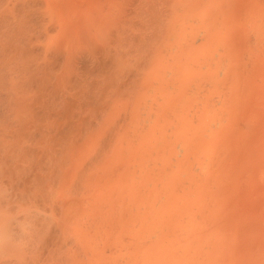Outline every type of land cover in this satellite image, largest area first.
Returning <instances> with one entry per match:
<instances>
[{
  "label": "bare ground",
  "instance_id": "6f19581e",
  "mask_svg": "<svg viewBox=\"0 0 264 264\" xmlns=\"http://www.w3.org/2000/svg\"><path fill=\"white\" fill-rule=\"evenodd\" d=\"M263 21L264 0H0V264H152L153 262H150L152 260L147 262L149 256H153L154 253L157 254L158 252L157 255H163L165 251H160L165 248L163 247L165 243L162 244L161 242L165 238L156 239L155 242V238H158L159 235L151 230L150 232H153L151 234L155 235H150L153 237L152 240L148 239L146 233H148L147 229L150 228H147L149 226L147 223H153L154 216L159 213V209L162 208L160 206L163 203L166 205H162L165 210L171 203H174L172 207L180 204V207H175L177 210L174 209V213H177L179 210L185 211V206L182 207L181 204L186 205L187 200H182L183 198L187 197L186 199H189L188 196H194L193 199H200L204 202L201 198L205 195H207L205 198L210 196V194L208 195L209 192L203 193L205 195L199 194L200 198H197L198 195L195 196L194 193H192L193 196L189 195L195 187L197 189L201 188L198 185L194 186L195 184H192L194 187L189 186V189L187 187L186 189L184 187L186 184L183 182L185 184L182 183L185 189L183 191L179 189L177 191V187L181 188V183H177L180 186L174 187L176 185L175 180L181 182L184 176H190L191 180V177L198 174L197 171H201L198 174L201 176H199L200 179H203L202 175L203 177L206 176L202 171L204 170L202 167L201 170L196 168L199 166V164L197 165L198 161H194V167L192 166L193 169L190 170L195 171L194 176H191L193 172H191V175H187V173L183 175L185 174L183 171H181V173L183 172L182 175H179L180 172L177 170L183 169L185 171L187 167H190L191 164H188V161L194 158L192 156L189 158L188 155H192L190 151L194 147V141L197 140L195 130L198 127L200 128L202 122H204L202 121L203 118L207 121L211 120L213 117L207 119L205 116L208 114L216 116L218 112L225 114L223 115L225 117H230L228 111L225 112L228 109L227 107H230L226 104L225 99L228 96H225L227 95L225 89L229 87L228 92L231 87L229 85L232 84L230 83L225 87L226 83H228V80H235V77H239L240 67L243 69L246 66L242 65V53L245 52L246 54V50L244 52L242 50H244L246 44L247 47L251 44L253 46L252 49H254L255 55H253V52L252 55L255 59L250 60L253 65L257 64H254L253 61L262 59L259 56L264 53L260 49L264 47V42L260 41L259 34L260 31L264 33ZM248 51L250 54L251 50L248 49ZM243 56L247 58V55ZM246 61L244 60V62ZM256 67L259 66H251V70L254 68L263 71L260 67ZM253 72H257L256 74L259 75L258 71ZM243 73H246L245 70ZM259 76L261 77L259 78L254 74L253 76H245L246 78L244 76L240 77L245 78V80H250L249 77H252V87L257 89L256 85L258 86L261 80L255 85L253 77H257V79L264 78V74ZM245 80H241V82H244V85L246 83L247 88L243 86L245 89L242 87L243 89L240 88L242 90H239L244 97L249 94L250 88H252L249 85L251 82L247 83ZM232 83H237V81L235 80ZM247 89L248 93H245ZM255 91L257 93V90ZM250 95H248V99H250ZM244 97L241 96L237 99L241 100L243 98L241 101L232 100L231 104L233 101L243 102L247 100L243 103V108L239 109L248 108L253 101L252 99L249 101L248 99L244 100L247 96ZM261 97H263V93ZM257 98H255L256 101ZM240 105L242 104L240 103ZM253 106L257 107V105ZM232 109L234 108L230 110L232 111ZM254 109L256 110V108ZM257 109L261 108L257 107ZM243 111L238 113L234 111L233 114L241 115L245 112ZM249 112L245 114L247 117L245 115H242V117H245V119L251 117ZM255 114L253 115L255 116ZM223 116L213 118L220 121L215 123L224 124L225 117ZM261 116L264 117V115ZM218 117L222 120H218ZM232 117L228 118L230 119L229 123L243 120L242 117L240 119L239 116L235 115L233 119L237 117L239 119L231 121ZM258 118L260 117L254 118L252 122H255V119L258 122ZM212 122L213 125L210 122L207 124L211 128L215 125L217 127L223 126L220 124L214 125V121ZM256 122L251 124L252 127H249L251 130L243 134L256 135V133L253 135L250 132L253 131L252 128L256 126ZM225 124L228 125L227 122ZM229 125L227 128L233 132L237 131L235 124ZM242 125L245 124L242 122ZM230 127L234 128L231 129ZM240 127H238L239 131L243 132L246 129L242 128L241 130ZM211 130L213 132V129ZM205 131L218 138L215 133H211L210 129ZM227 133L235 135L231 131ZM227 133H218L219 138H223L224 142L235 139L236 144L234 142L224 144L225 146L222 148L224 153V150H226L224 147L228 144L231 147L227 148L231 150L228 155H236V153L250 150L247 149L249 146L245 150L243 145L246 144L240 142L242 140V143H247L245 140L248 136L242 134L243 137L236 140L241 135L237 133L238 137L224 138L223 136L227 137ZM199 134L202 136V133ZM257 135L260 134L257 132ZM210 137L211 135L207 138ZM202 139H200V146L196 145L195 147L201 148L200 151H204L202 147H206V151L212 149L214 152L207 153H211L213 156L208 157L209 154H206L211 160L212 157H216L215 154L222 142L219 144V140H216L219 144L218 148H211L204 145H206V142L209 144L213 140L207 141L205 139V143H203ZM216 141H213L215 142L213 145L216 144L215 146H217ZM231 144L240 147L239 151L237 152L238 149L235 147V150L232 149ZM256 144L257 142H255V146H257ZM241 149L244 150L240 151ZM215 150L217 151L215 152ZM192 151L191 153L195 154ZM234 151L236 153H232ZM223 152H217L219 153L218 156L222 155ZM261 153L264 152L261 151ZM200 154L201 152L198 155L195 154L197 155L195 159H199ZM253 154L257 155L256 152ZM239 155L241 156L240 159L243 158L242 156L248 158L251 156L248 155V152L246 155ZM262 156L264 157V154ZM223 157L222 160L224 161L222 162L216 160L219 162V165L216 164L218 169H215L216 167L208 162L209 160L206 157H204L206 162L203 160L202 164L208 162L206 166H209L210 163L211 168L213 166L215 169L211 171V174L218 176V172H213L224 170L222 169L225 166L224 164L230 162L233 163V166H230L232 173L228 172L229 168L225 166L228 173L226 170L224 173L220 172L219 175L222 178L213 175L205 179L206 183L214 182L211 179L214 178L215 180L214 176H216L215 182L220 184L221 182L217 180L218 178L223 180L224 175L222 174L225 173V181L230 183V180H233L236 174L237 177L240 174V176L243 175L240 184H246L240 187L241 185L236 183L239 185L236 188L245 197H249L250 192L255 194V191L251 190L250 192L246 191L249 193L246 195L243 190H248V186H250L247 182L249 181L248 175L252 173L247 174L246 170L254 169L256 165L252 166L254 168L247 167L249 169H245L244 172L241 169L238 170L240 172L233 173L235 170L232 167H238L237 161H235L237 156H230L228 159ZM252 157L254 158V155ZM201 158L203 157L201 156ZM229 159L235 160H232L233 162L231 160L227 161ZM246 160L245 162L248 163ZM252 161L259 163L254 159ZM253 162L251 165L255 164ZM189 163H193V161ZM257 168L260 170L261 166ZM261 170L264 171L263 168ZM177 173L182 177L176 179ZM258 173L262 174L263 172ZM228 174H231V179L227 177ZM244 177L247 179H243ZM197 178L194 180H197ZM226 178L229 179L226 180ZM231 182L234 184V181ZM256 182H253V185ZM219 184L217 186L212 183L213 186H210V191L213 194L212 191L217 189L215 190L217 192L213 195L216 196L213 203L216 204L217 211L223 213L224 210L228 211V208L232 210L227 201L230 202L229 200L237 194L238 197L236 196L235 199L240 198V193L235 187L234 190H231L232 185L227 187L229 184H225L226 186H221L224 183ZM187 185H190V183ZM202 185L206 184L203 183ZM245 185L247 189L243 188ZM219 186L223 187L224 193H222V189L219 190ZM191 187L192 189H190ZM207 189L202 187L201 190L207 192ZM187 190L189 193L184 192ZM180 191L187 194H181ZM173 192L179 194L176 195ZM196 192L202 193L198 190ZM228 192H232V194L235 192L236 194H233L230 198ZM260 192L263 193L264 191ZM181 195L184 196L180 197ZM201 195L203 196L201 197ZM171 197L176 202L171 201ZM211 198H213L212 195L210 199H207L209 203L204 202L203 204L206 206L210 204L208 207L215 205H211L210 201H213ZM258 198L259 202L264 199V197L262 199L261 197ZM179 199L182 202L177 203ZM243 199H246L245 202L249 200L244 197ZM243 199H241L242 201L238 200L237 203L242 204ZM250 200L249 202L252 203V199ZM256 200L258 199H254V201ZM199 202H197V205L200 204L198 206L200 210L207 209L205 205H203L205 206L203 208ZM188 203L192 205L191 202ZM193 203L195 202L193 201ZM237 203H232V206L234 208L239 206L237 210L240 211L247 210L245 207L250 204L245 203L246 205L239 209L244 204L236 205ZM263 203L262 205H264ZM259 204L261 205V203ZM196 207H192V209ZM255 207L256 205L253 208ZM198 208L194 212H200ZM261 208L264 209V206L259 209ZM161 210H164V208ZM208 210L211 211L212 209L209 208ZM253 210L255 209L247 210L248 212L244 213L249 216V212ZM172 211H167V213ZM240 211H229L231 215L224 212L229 218L226 215L222 216L220 213V219L223 217L225 220L226 217L233 220L234 218L235 223H237L240 222L239 218L242 217L241 219L244 218L246 222L242 221L245 224L241 225L246 228L245 226L248 225L249 227V223L255 219L251 215L255 211L259 213L260 210L257 209L252 212L249 216V219L252 218L251 222L246 220L248 217H243L244 213ZM206 212H202V214L207 217L209 212ZM238 212L243 215H237ZM260 213L257 214L256 221L253 222V225H255L259 220L255 225L258 230H260V224L264 225V222H262L264 214L260 216ZM161 214L163 213L159 215ZM165 215L163 214V216ZM168 215L165 216L168 219L163 218L162 215L160 216L161 219H165L166 223L164 224L177 221L176 218L174 220L169 219L171 217ZM172 215V218H174L175 215ZM181 215L186 216L181 212L180 215H176L178 220ZM190 215L193 220L194 214ZM235 215H237V218L233 217ZM215 219L219 220L217 217ZM196 220L198 221V219ZM205 222L212 223L210 220ZM225 222L229 221H223V223ZM184 223L182 222V224ZM231 223L233 222L230 221L229 224ZM191 224V222L190 224L185 223L187 227L191 226V228L185 227L186 230L190 231L193 228L192 233L199 231L195 230L198 223L195 227H192ZM202 224L204 223L201 222ZM217 224L216 228H218ZM210 225L213 226V223ZM221 225V223L218 224V226ZM225 225H223L224 228L227 227ZM233 225L239 226V224ZM153 226L155 227V225ZM204 226L206 225H203V228ZM157 227H160V225ZM171 227L169 226L167 230H172ZM228 227L232 226L229 225ZM248 227L247 229L252 231L251 227ZM180 228L178 227V229ZM203 228L200 230L206 229ZM224 228L219 227L217 230L210 231L206 229L205 231H213L208 237L213 236L216 239L214 243L220 241V244L223 238L225 239V233L222 231ZM158 229L153 230H156L157 233L163 232ZM247 229H244L245 234H243V231L236 230L241 235L237 234L236 236H239L237 238L238 242L245 240L250 242L251 240L247 238L254 235L257 236V240L252 238L254 240L250 244L264 241V233L262 236L256 234V232H253V234L250 232V235L247 236ZM257 229L253 228L254 231H257ZM164 230L168 232L166 229ZM173 231L176 233L185 232V230ZM261 231L264 230H260L259 233ZM230 232L228 233L230 234ZM186 233L184 240L179 239L183 240L185 244L181 249L176 248L177 253L176 251L174 253L177 256L181 254L189 256L194 252L199 253L196 252L195 245L199 243L196 236L200 234L194 236L192 233L191 235H188L189 232ZM168 234L169 232L165 234L168 237L163 242L169 240L167 239L169 237L176 238L175 241L182 237V233L178 237L174 233H170V236ZM202 234L204 235V231ZM229 234H227V237ZM162 235L161 233L160 237L164 236ZM242 236H247V238L241 240ZM261 236L262 238H260ZM204 237V240L209 239ZM153 241L157 245L151 244ZM229 241H232V239ZM159 242L163 245L162 247H158L160 246L158 245ZM202 242H204L203 245L206 242L208 243V241ZM232 242L236 244L235 241ZM173 243V246L172 243L165 245H171L172 248L177 243V246L183 244L180 242ZM211 243L208 244L211 245ZM241 243H238L240 244L239 247L242 246ZM246 243L245 241L242 244L247 245V248L256 246L255 244L251 246ZM149 244L152 246L151 249H148L151 247ZM222 244L228 245V242ZM238 244L228 245L227 247L219 246L221 247L220 250L218 248H213V250L210 248V250L213 253L214 250L218 249L219 252L217 250L218 253L216 254L221 257H238L246 253L245 257H239L240 259L236 257V261L241 260L243 263H248L249 260L253 263L255 260L253 257H251L252 260H246L247 262H245V258L248 256L247 254H252L254 248L249 249L250 252L245 249L248 253L242 252L240 251L242 248L237 247ZM262 245L264 247V244ZM155 247L160 248V251L155 252L157 250ZM212 247H215V245H212ZM235 247L239 249V252ZM257 247L258 249L255 251H264L261 246ZM205 248H208V246L203 249ZM152 249H155L154 252ZM210 250L208 249V252ZM204 253L206 254L207 250ZM209 253L211 254V252ZM255 254L256 252L253 253V256ZM174 255L170 253L165 258L166 260H163L164 264H166L165 261H170V259H167L169 256L174 257ZM186 256L182 258H186ZM201 256H203V253ZM219 256L214 257V259ZM195 257L198 256L195 255ZM157 258L162 260L161 256H154L150 259L155 261ZM176 258L173 261L177 260ZM247 258H250V256ZM158 259L153 264H157ZM197 259L201 262L204 258L202 260ZM214 259L212 258V261H215ZM218 260H221V258ZM173 261L171 262L173 263ZM185 261L190 260L187 258V260H183V262ZM225 261L228 263L227 259ZM258 262H255V264H259Z\"/></svg>",
  "mask_w": 264,
  "mask_h": 264
},
{
  "label": "rangeland",
  "instance_id": "374dc122",
  "mask_svg": "<svg viewBox=\"0 0 264 264\" xmlns=\"http://www.w3.org/2000/svg\"><path fill=\"white\" fill-rule=\"evenodd\" d=\"M263 22H264V21H263ZM263 30H264V27H263ZM257 36H258V35H257ZM259 38H260V41H262V43H263V42H264V39H262V38H264V33L261 32V31H260V34H259ZM262 43H261V44H262ZM244 45H245V44H244ZM248 45H249V44H248ZM249 46H250V47H249ZM249 46L247 47V44H246L245 47H244V50H242V52H244V51L246 50V54H245V52L242 53L243 62H244V60H247L246 62H248L247 64H244V63H246V62H244V63L242 62V65H246V66H247V65H248V66L251 65L252 67H253V66H259L261 69H263V71H261L260 69L256 70V69H254V68H253V70H251V66H250V67L247 66L248 68H247L246 66H244L243 69L240 67V69H239V74H238L239 77H235V80L237 81V83H232V82H234L235 80H230V81L228 80V81H227L228 83H226V86H225V87H227L230 83H231L232 85H229V86H231V87H230V90H229L228 92H227V89H229V87H227V88L225 89V90H226V91H225V92H226L225 94H227V95H225V96H228L227 99L230 101V102H229L227 99H225V100H226V104L230 105V107H227L228 109H226L225 112L228 111V116H230V117H232V115H234L233 117H235V115H236V116H239V118H240V117H242V115L244 116L245 114H248V112L250 111V112H249V115H251L252 118H251V117H248V118H246V119H247V120H246L245 117H247V116L245 115L244 118L242 117L243 120L236 121V123H233L232 120H238L239 118L237 117V118L233 119V117H232V118H231V121H232V122L229 123V122H230V119H228V118H230V117H225V116H223V115H225V114H221V112H218V113H217V112L215 111L218 115H216L215 113L212 112V113L215 114L216 116H223V117H225V119H224V120H225L224 124H220V123H215V122H220V121H216L217 119H213V118H217L216 116H210V114H208L207 116H205L207 119H209V118H211V117H213V118H211V120H208V121H207L206 119L203 118L202 121H204V122H202V125L200 126V128L198 127L199 129L197 128V129L195 130V133H196L195 136H197V137H196L197 140L194 141V147L192 148V150L195 152V154L198 155V154L201 152V154L203 153V155L200 154V155L198 156V157H200V158H199V159H195L197 155L191 153V151H192V150H191V151H190V154H192V155H188V156H189V158H191V156H192V157L195 159V160H194V159H189V161H188V164H191V165H189L190 167H187V168H188V169L191 168V169L188 170V169L186 168V169H185L186 172H185L183 169H181V170H177V171L180 172L179 175H182L183 172L185 173V174H183V175H186V173H187V175H188V174L191 175V172H193V174H192L191 176H194V174H195L194 172H195V171H190V170L193 169L192 166L194 167V165H193V164L195 163L194 161H198L197 165L199 164V166L196 167V168H200L199 170H201V169L203 168L204 170H202V171L205 173L204 175H206V176H204V177H205V178H204L203 175H202V178H203L204 180H203V179H200L201 176L198 175V174H200L199 172H201V171H197V169H196V171H197L196 173H198V174H197L198 176L196 175L195 177H191V180H192V181L190 180V176H188V177H185V176H184V177L182 178L183 180L181 179V180H182L181 182H179L180 180H178V181L175 180V182H176L175 184H176V185H174V187H175V186H180V185H181V186H180L181 188L177 187V191H179V190L183 191V190H185L184 187H185V188H186V187L188 188L189 186H192V184H195L194 186L198 185V186L201 187V188H198V189H197V188L195 187L196 190H195V189H193V190H195V191L191 190V191H190L191 194H189V195H192V196H193L192 193H194L195 196L198 195L197 198H200V197H199V194H203V193L206 194V193L209 192L208 195L210 194V196H209L208 198H205V196H207V195L203 194V195H205V196L201 195V197L203 196L201 199H203L204 202H208L207 199H210V197H211V195H212L213 198H211V199H212L213 201H210V202H211V205H212V204H215V203H213V202H215V200H216L215 197H216V196H213V195L215 194V192H217V191H215V190H217V189H215V187H213V189H215V190L212 191V192H213V194H212L211 191H210V190H211L210 186H213L214 183H215V185L218 186L219 183H218V182H215L216 179H217V178H216L217 175H216V174H211V171H213V170H215V169H218V166H216V164L219 165V162H220V161H221V162L224 161V160H222V157H223V156H224V157H223L224 159H225V157H227V159H228V157L230 158V156H237V158H235L236 160H235V159H234V160L237 161V164H238L237 166H238V167H237V168L232 167V168L235 170L233 173H235V172L238 173V172H240V171H238V170H241V169H242V171L244 172L245 169H249V168H247V167H252V166H255V165H256V166H255L256 169H255L254 167H252V168H254V169H251V168H250L249 171L246 170L247 174H248L249 172H252V173H254V174L250 173V175H248V176H249V179H248L249 181H247V182H248V184L250 185V186H248V187H249V188H248L249 191H248V190H243V191H245L246 195H248L249 193H247V192H250V191L252 190V191H255V194H259L260 196H259V195H255L254 192H250L251 195H249V197H245V195H243L242 193H240V191L236 188V187H238L239 185H237L236 183H239V184H240V180H242L241 178L243 177V175L240 176V174H238V177H237V174H236L235 176H234V174H232V176H234V177H233V180H230V183H226V181H225V176H226L225 174H226V173H225V174H222V175H224V176H223L224 179L222 180V179H221V178H222L221 175H219L220 172H221V173H224L225 170H226V172H227V169H226V168H229L228 172L230 171V173H232V171H231L232 169H230V166H233V163L228 162V163H229V164H228V163L226 162V164H224V165L226 166V168H225V166L222 168V169H224V170H222V171H220V172H219V171H214L213 173L218 172V173H217L218 176L221 177V178H218V180H217V181L221 182L219 185H221L222 183H224V185H221V186H226L225 184H229L227 187H231L230 185H232L233 187H232L231 190H234V187H235V189L238 190V193H240V194H239V197H240L241 199H243V197L249 199V200H247V202L244 201V200H246V199H243L244 202H243L242 204H244V205H242L241 203H237L238 200L242 201L240 198L235 199V197H236L238 194L235 195V196L233 197L234 200H233V199H230V198L232 197L233 194H236V193H235L236 190H235V192H233V194H232V192H231V193L228 192V193H229V194H228V195H229L228 197H230V198H229V199H230V200H229L230 202L227 201V204H230V205H228V206H230L232 210H230V208H228L229 210H228V211H227V210H224L223 213H222L221 211H220V212L217 211L218 209H217L216 204H215V205H212L211 207H208V206H210V204H207L208 206H206L205 204H203L204 202H202L200 199H199V200H196L195 198L193 199L194 196L191 197V196H188V195H187V196H188L189 199L191 198V199H190L191 201H190L189 199H186L187 197H185V198L182 199V200L185 199V201L187 200V201H186V205H188V206H192V207H196V206H197L196 208H198V206H199L200 204L197 205V202L200 201L199 203L202 204L201 206L205 205L206 207L203 206V208L205 207V208H207V209H205V210H204V209L200 210V209L198 208V209L200 210V212H198V211L194 212L195 210H197L196 208H195V209H192V207H188V206L186 207V205H184V204L182 203L181 206H182V207L185 206V208H184L185 211H181V210L178 209L179 212L174 213V209L177 210L175 207L179 206L180 204H177L176 206L172 207L174 203H171L172 205L170 204L169 207H167L166 210H165V207L162 206V205L166 206L165 203L161 204L160 207L164 208V210H161L162 208L159 209V213H158L156 216H154L155 219L153 220V223H151V222H150V223H149V222L147 223V224L149 225V226H147V228H150L149 230L147 229L148 233H146L148 239H151V240H152V239H153L152 236H154L155 234H158L159 237H158V238H155V242H156V239H159V238H160V239H162V238H165V239H166V237H168V236L165 235V234H167L168 232H169V234H168L169 236H170V233L177 234V236L175 235L176 237H178L179 234L181 235V233H182V235H181L182 237H179L176 241H175L176 238L173 239L174 237L172 236L173 238H170V237L167 238V239H169V240H167L166 242H163V241H165V239H164L161 243H162V244H164V243H165V244H170V243H172V246H173V244H174L173 242H180V243H183V244H181V245L179 244V246H177V245H178V243H177L174 247L171 248V247H170L171 245H165V244H164V246H163V245H161V243L159 242L158 245H160V246H158V247H162V246H163V247H165V248H162V249H161L162 251H160V250H159L160 248L157 249V248L155 247V248L157 249L155 252H158V251L163 252V251H165L166 253L168 252V255H169L170 253H173V255L175 254L174 257L169 256V258H167L168 260L170 259V261H169V262L165 261L166 264H171V263H172L171 261H173V259L176 258V257H177V258H176L177 260L173 261L172 264H186L185 262L188 263V262H190V261H193V262H190V263H188V264H191V263H192V264H193V263H195V264H201V263H202V264H218V262H219V264H234V263L239 264V262H241L242 264H249V263H250V264H255V262L257 263V262L260 261V260H261V261H260L261 264L264 263V254H261V253H260V252L264 253V251H260V250L255 251L256 249H258L257 246H261V248H264L263 245H262V244H264V241H261V242H258V241H257V243L254 242V243H252V244H255L256 246H253V245L250 244V243L252 242V240H254V239H252V238H256V240H257V236L254 235V236H252V237H250V238H247V236L250 235V232H251V234H253V232H256V234H259V235H262V234L264 233V231H263V232L261 231V233H259L260 230H264V229H263V228H264V225L260 224V225H261L260 228H259L260 230L257 229L258 227L255 228V225H257L256 223H257L259 220H257V222L255 223V225H253V224H254L253 222L256 221V219H257V218H256L257 214H259V213L262 212V211L264 212V209H263V208L259 209L261 206H264V205H262V203L264 202V199H262V198L264 197V195H263L264 192H263V193L260 192V191H262V190L264 191V189H262V188H264V171L261 170L262 168L264 169V165H262V164L264 163V157L262 156L264 153H261V151L264 152V148L262 149V147L264 146V141H262V140H264V139H262V138H264V132H263V130H264V129H263V127H264V120H262V119H264V117L261 116V115H264V110H263V109H264V106H263V105H264V102H263V101H264V82L262 83V80H263L264 78H263V79H262V78H261V79H257V77H259V78L261 77V76H259V75H263V74H264V73H263V72H264V67H263V66H264V62H263L264 60H262V59H264V53H262L263 55H260V56H259V58L261 57L262 59H260V60H258V61L256 60L257 62H256V61H253L254 64H255V63H257V64L259 63L260 65H259V64H258V65H257V64L253 65L252 61H250V60H251V59H255V57L253 58V55H255V52H254V49H252V48H253L252 44L249 45ZM261 46H263V45H261ZM246 47H247V48H246ZM248 49L251 50V51H250V52H251L250 54L248 53V52H249ZM260 49H261V52H264V51H263V50H264V47H262V48H260ZM252 52L254 53L253 55H252ZM247 53H248V54H247ZM243 55H247V58H249V59H247L246 56L244 57ZM250 55H252V56H250ZM244 58H245V59H244ZM257 59H258V58H257ZM250 62H251L252 64H251ZM249 63H250V64H249ZM261 63H263V64H261ZM261 65H263V66H261ZM259 67H256V68H259ZM249 68H250V69H249ZM248 69H249V70H248ZM241 70H242V71H241ZM244 70H245V72L248 73V74L243 73ZM247 70H248V71H247ZM250 70H251V71H250ZM240 71H241V72H240ZM253 71H258L259 75L256 74L257 72H253ZM260 72H261L262 74H261ZM254 74L257 76V77H253V78L255 79V81H256V82L254 81V84H255V83H258V81L261 80V82L258 83V86L255 84L256 87H258L257 89H256L255 87H252V85H253V84H252L253 80L251 79L252 77H249L250 80H245V78H246L245 76H250V75L253 76ZM240 76H241V77L244 76L245 78L243 79V78H241ZM263 77H264V76H263ZM247 78H248V77H247ZM238 80H239L240 82H239ZM241 80H243V81L245 80V81H247V83H248L249 81L251 82V83H249V85H250L252 88H250L251 90H250V89H249V90H250V92L253 91L252 93H254V94H252V93H250V92H249V94H251V95H250L251 97L254 96L253 98L250 97V99H248V95H249V94H248V95H245V97L247 96L246 98L244 97L243 94L241 95V92H240L239 90H242V89H243L244 87H246V85H247L246 83H245V85H244V82H241ZM240 83H241V84H240ZM235 84H239L240 87H238L239 85H236V86H235ZM262 84H263V85H262ZM243 86H244V87H243ZM259 86H261V87H263V88H260ZM236 87H237V88H236ZM242 87H243V88H242ZM240 88H242V89H240ZM246 88H247V87H246ZM244 89H245V88H244ZM254 89L257 90V93H256V91H255ZM258 89H259V90H258ZM261 89H262V90H261ZM232 90H234L235 92H240V93H235V92H233ZM260 90H261V91H260ZM246 91H247V92H245V93H248V89H247ZM232 92H233V93H232ZM229 93H232V94H229ZM255 93H256V94H255ZM262 93H263V97H261V96H262ZM228 94H229V95H228ZM234 94H236L237 96H235ZM238 94H240V95L238 96ZM257 94H259V95H257ZM260 94H261V95H260ZM241 96L245 98L244 100L248 99V101H249V100L252 99V101H253V102L250 101V102H252V104H249V105H251V106H249L248 108L246 107V108L243 109L245 112H244L243 110L239 109V108H243V107H242V106H243V103H245L247 100H246V101H243V102H237V101H241V100H243V98H241V100H240V99L237 100V99H238L239 97H241ZM257 96L260 97V99H261L260 101H259V97L257 98ZM231 97H232V98H231ZM235 97H237V98H235ZM255 98H257V101H258V102L255 100ZM262 99H263V100H262ZM232 100H234V101L237 100V101H236V102L233 101V103L231 104V101H232ZM227 101H228V102H227ZM255 101H256V102H255ZM254 102H255V103H254ZM261 102H263V103L260 104ZM236 103H238V104H236ZM240 103H241L242 105H240ZM247 103H248V102H247ZM228 105H227V106H228ZM231 105H232V106H231ZM235 105H236V106L239 105V106L236 107ZM253 105H257V107H258V108H261V109H257V107H256V106H253ZM247 106H248V104H247ZM260 106H262V107H260ZM229 108H230V109H231V108H234V109L237 108V109H239V110H234V109H232V111H231ZM250 108H252V109H250ZM254 108H256V110H255ZM217 110H218V109H217ZM229 110L231 111V113H230ZM247 110H248V112H247ZM218 111H220V110H218ZM234 111L237 112V113H238L239 111H240V112L243 111L244 113H241V115H240V114H239V115H238V114H233ZM223 112H224V111H223ZM259 112H262V113H259ZM219 113H220V114H219ZM252 113H253V114L257 113V114H255V116H254ZM258 113H259V114H258ZM231 114H232V115H231ZM226 115H227V114H226ZM256 117H260V118H258V122H256L257 119H255L256 126L253 125V126H254V127L252 128L253 131H250V132H251V134H253V135H254V133H256V135H257V132H258V134H260V135H257V136H256V135H254V136H249V134H247V135H246V134H243V133H246V131L251 130L249 127H252L251 124H254V123H255V122H252V121H254L253 119L256 118ZM219 118H220V117H218V120H222V118H220V119H219ZM242 118H240V119H242ZM212 119H213V120H212ZM226 119H227V120H226ZM205 120H206L207 123L205 122ZM244 120H246V121H244ZM249 120H250L251 123L248 122ZM212 121H214V125H215V124H220V125H223V126H222V127H221V126L217 127V125H215V127L213 126V128H211V127L208 126L207 124H208L209 122H210V124L213 123ZM241 121L243 122V124H245L244 126L242 125V122H241ZM226 122H227L228 125L225 124ZM234 122H235V121H234ZM238 122H239V124L241 123V125L237 124ZM247 122H248V123H247ZM261 122H262V123H261ZM204 123H205V125H203ZM229 124H231V126H232V124H235V129H236V127H237V131H238V132L235 131V129H233V130L235 131V132H233L232 130H230L229 128H227V126H230ZM258 124H259V125H258ZM261 124H263V125H261ZM211 125H213V124H211ZM236 125H237V126H236ZM246 125H247V126H246ZM260 125H261V126H260ZM202 126L205 127V128L210 129L211 133H215V134L217 135L218 138H216L215 135L206 132L205 130H208V129H205V128H203ZM240 126H241V127H240ZM245 126H246V127H245ZM257 126H259L260 128L257 127ZM201 127H202L203 129H202ZM209 127H210V128H209ZM220 127H221V128H220ZM238 127H240L241 130H242V128H243V129L246 128V129H244L245 131L243 130V132H242V131H239V128H238ZM218 128H220V129H218ZM222 128H224V129H222ZM230 128H231V127H230ZM232 128H234V127H232ZM232 128H231V129H232ZM247 128H249V129H247ZM211 129H213V132H212ZM226 129H228V130H226ZM256 129H257V130H256ZM200 130H201V131H200ZM217 130H218V131H217ZM222 130H225V131L222 132ZM214 131H215V132H214ZM228 131H231V133H232V134H235V135H231V134H229L230 132L227 133ZM205 132H206V133H205ZM217 132H218V133H224V132H226V133H227V134H226L227 137H226V136H223V137H224V138H228V139L234 138V136H235V137H238L239 135L237 136V133H239V134H241V135H240V137H238L236 140H238V139H240L241 137H243L242 134H243L244 136H248V138H246L247 140H245L247 143H242V140H240V142H241V144H246V145H243V148H244L245 150H247V149H250V150L244 151L243 153L240 152L239 154H242V155L245 154V155H246L247 152H248V155H249V154L251 155V154H253V153L256 152L257 155H256V154H253V155H254V158L252 157L253 155H251L250 158H248L247 156H242L243 158L240 159L241 156H240L239 154H237V153L234 151V152H232V153H236V155H235V154H233V155L229 154V155H230V156H229L228 153H231V150H228L227 148H228V147L231 148L230 145L228 144V146L226 145V147H224V149H226V150H224L225 153L223 152L222 148H223V146H225L224 144H226V143H228V142H231V143L234 142V143L236 144L235 139H233V140L231 139V140L228 141V142H227V141L224 142V140H222L223 138H219V135H218ZM240 132H242V133H240ZM252 132H253V133H252ZM259 132H260V133H259ZM197 133H198V135H197ZM199 133H202V136H201V134H199ZM204 133H205V134H204ZM247 133H248V132H247ZM209 134L211 135V137H213V139H211V137H210V138H207V137L210 136ZM228 134H229V136H228ZM262 134H263V136H262ZM203 135H208V136L205 137V136H203ZM212 135H213V136H212ZM221 135H222V134H221ZM221 135H220V137H221ZM200 136H201V137H200ZM230 136H232V137H230ZM249 137H250V138H249ZM251 137H252V138H251ZM202 138H204V139H202ZM194 139H195V138H194ZM200 139L203 140V141H202L203 143H205V142H204L205 139H206L207 141H212V140H213V141H216V140L218 141V140H219V142H218L219 144H220V142H222V144H220L222 147L219 146V149H220V150H219V149H218V151L215 150V152H216V151H217V152H221V153L223 152V154H222L223 156H222L221 154H220V156H222V157L218 156L219 153L216 152V154H215V153H214V154H215V156H216L217 158H216V157H212L211 160H213V159H215V160H213V161L211 162L210 158H208V157H209L210 155L213 156V154H211V153H207V152H211L212 149H211V151H206V147H202V149H204V151L206 152V153H205L204 151H200V150H199V149H201V148L195 147L196 145H199V146H200V143H201V140H200ZM260 139H261V141H260ZM220 140H222V141H220ZM225 140H227V139H225ZM243 140H244V139H243ZM213 141H212V142H209V144L206 142V145H204V146L211 147V148H214V147L218 148V145H219V144L217 143V141H216L217 146H215L216 144L213 145V144L215 143V142H213ZM195 142H196V143H195ZM223 142H224V143H223ZM255 142H257V144H256L257 146H255ZM261 142H262L263 144H262ZM210 143H211V145H210ZM237 143H239V142H237ZM258 143L260 144L259 147H261V148L258 147V145H259ZM235 144H234V145H235ZM248 144H249V145H248ZM261 144H262V145H261ZM234 145L231 144L232 149L235 147L236 149H238V150H237V152H238L240 147H238V146L236 147V146H234ZM241 146H242V145H241ZM244 146H245V147H244ZM248 146H249V147H248ZM253 146H255V147H253ZM247 147H248V148H247ZM251 147H252V148H251ZM197 148H198V149H197ZM235 148H234V150H235ZM246 148H247V149H246ZM253 148H254V149H253ZM255 148H256V149H255ZM194 149H197V150L195 151ZM244 149H241L240 151H243ZM251 149H253L254 151L251 150ZM193 151H192V152H193ZM197 151H198V153H197ZM232 151H233V150H232ZM250 151H251V152H250ZM212 152H214V151H212ZM226 153H227V154H226ZM206 154H209L208 157H207ZM224 154H225V155H224ZM204 155H205V156H204ZM258 155H259V156H258ZM201 156H202L203 158H201ZM238 156H240V157H238ZM204 157H206V159L209 160L208 162L212 163V165H214V167H216V168L214 169L213 166H212V168H211L210 163H209V166H206V165L208 164V162H207L206 164H202L203 160L205 161ZM210 157H211V156H210ZM258 157H259V158H258ZM247 158H248V159H247ZM256 158H257V159H256ZM262 158H263V159H262ZM200 159H202V160L200 161ZM237 159H238V160H237ZM239 159H240V160H239ZM246 159H247V160H246ZM253 159L256 160V161H258L259 163H257V162H256V163L253 162V161H252ZM190 160H192L193 163H189V162H192V161H190ZM216 160H217V161L219 160V162H217ZM230 160L232 161L233 159H229V160H227V161H230ZM234 160H233V161H234ZM245 160H246L248 163H246ZM250 160H251V162H250ZM233 161H232V162H233ZM241 161H242V163H241ZM205 162H206V161H205ZM214 162H215V163H214ZM216 162H217V163H216ZM243 162L246 163V164H244ZM252 162L255 163V164L251 165ZM223 163H224V162H223ZM260 163H261V165H260ZM227 164H228V165H227ZM248 164H249V165H248ZM250 165H251V166H250ZM258 165H259V166H258ZM239 166H240V167H239ZM260 166H261V168H260L261 171L259 170V168H257V167H260ZM201 167H202V168H201ZM207 167H208V168H207ZM239 168H240V169H239ZM187 170H188V172H187ZM251 170H252V171H251ZM254 170H255V171H254ZM181 171H183V172L181 173ZM237 171H238V172H237ZM228 172H227V173H228ZM255 172H257V173H255ZM258 172H263V173L260 174V173H258ZM179 175H178V173H177L176 179L182 177V176H179ZM208 175H209V176H208ZM213 175H216V176H214V177H215V180H214V178L211 179V180H213L214 182L211 181V183H206L207 181H206L205 179H208V178H210V177L213 176ZM251 175H252V176H251ZM254 175H255V176H254ZM199 176H200V177H199ZM207 176H208V177H207ZM218 176H217V177H218ZM253 176H254V177H253ZM261 176H262V177H261ZM177 177H178V178H177ZM197 177H198V178H197ZM227 177L230 178V177H231V174H228ZM239 177H240V179H239ZM192 178H193V179H192ZM195 178H197V180H194ZM229 178H226V180H228ZM251 178H253V179H251ZM254 178H255V179H254ZM220 179H221V181H220ZM230 179H231V178H230ZM243 179H247V178L244 177ZM188 180H190V181H188ZM196 181H198V182H196ZM199 181H200V183H199ZM204 181H205V182H204ZM224 181H225V182H224ZM231 181H234V184H233ZM243 181H244V180H243ZM243 181H241V182L243 183ZM245 181H246V180H245ZM255 181H257V182L254 183V185H253V182H255ZM183 182H185V184H186V186H184V187L182 186V183H183ZM186 182L190 183V185H187L188 183H186ZM208 182H210V181H208ZM177 183H178V184L181 183V184L178 185ZM203 183L206 184V185H202ZM212 183H213V185H211ZM216 183H217V184H216ZM185 184L183 183V185H185ZM209 184H210V185H209ZM244 184H246V183H243V185H244ZM201 185H202V186H201ZM240 185H241L240 187L243 186L242 184H240ZM251 185H252V186H251ZM194 186H192V187H194ZM207 186H208V187H207ZM217 186H216V187H217ZM192 187H191L190 189H192ZM202 187H205V189L208 188L209 190L207 189V192H206V191H202V190H201ZM219 187H220V186H219ZM227 187H226V188H227ZM250 187H253V188L250 189ZM258 187H259V188H258ZM260 187H261V188H260ZM187 188H186V189H187ZM217 188H218V187H217ZM222 188H223V187H220L219 190H221ZM243 188L247 189L246 185H245ZM254 188H255V189H254ZM175 189H176V188H175ZM178 189H179V190H178ZM188 189H189V188H188ZM240 189H241V188H240ZM261 189H262V190H261ZM197 190H198V191H201L202 193H198V192H196ZM231 190H230V191H231ZM257 190H260V191L257 192ZM181 191H180V193H181ZM221 191H222V193H224V192H223V189H222ZM224 191L227 192L226 190H224ZM243 191H241V192H243ZM246 191H247V192H246ZM184 192L189 193L188 190H187V191H184ZM182 193H183V192H182ZM182 193H181V194H182ZM187 193H183V194H187ZM195 193H196V194H195ZM218 193H219V192H218ZM218 193H216V194H218ZM243 193H244V192H243ZM261 193H262V195H261ZM173 194H176V195H177V194H179V193H178V192H177V193H176V192H173ZM252 194H253V195H252ZM240 195H241L242 197H241ZM178 196H179V195H178ZM182 196H184V195H181L180 197H182ZM251 196H252V198H251ZM255 196H256V197H255ZM172 197H173V196H172ZM172 197H171V199H172L171 201L176 202V200L174 201V200H173L174 198H172ZM175 197H176V196H175ZM237 197H238V196H237ZM237 197H236V198H237ZM258 197H261V199H262L261 202H259L260 200H259ZM176 198H177V197H176ZM204 198H205V199H204ZM226 198H227V195H226ZM177 199H178V198H177ZM192 199H193V200H192ZM214 199H215V200H214ZM250 199H252V203L249 202V201H251ZM254 199H258V200L254 201ZM195 200H196V201H195ZM231 200H233V201H235V202H233V201H231ZM193 201H194L195 203H193ZM179 202H182V201L179 199L177 203H179ZM183 202H184V201H183ZM187 202H191L192 205H190L189 203L187 204ZM255 202H256V203H255ZM184 203H185V202H184ZM208 203H209V202H208ZM232 203H237L236 205L241 204L242 206H240L239 209H242V208L246 205L245 203H247V204L250 203L247 207H245V209H247V210H252V209L257 210V209H258V210H260V211H259V213H257V211H255V210L250 211L251 213L249 212V214L251 215L252 212L255 211V213H254L253 215H251V217H253V218H255V219L253 220V222H251V221H252V218L249 219V216H250V215L247 216V215H246L247 213H244V212H248V211H247V210H244V211H243V210H241V211H240V210H237V208H238L239 206H238V207L236 206L237 208H234V206H232ZM259 203H261V205H260ZM175 204H176V203H175ZM194 204H196V205L194 206ZM227 204H225L226 207H228ZM263 204H264V203H263ZM234 205H235V204H234ZM254 205H256L255 208H253ZM170 206H171V207H170ZM213 206H214V207H213ZM215 206H216V207H215ZM250 206H252V207H250ZM257 206H258V207H257ZM179 207H180V206H179ZM248 207H250V208H248ZM168 208H169V209L172 208V209L169 210ZM189 208H191V209H189ZM200 208H201V207H200ZM209 208L212 209V210H211V211L208 210ZM213 208H215V209H213ZM172 210H173V211H172ZM190 210H192V211L190 212ZM203 210H204V211H203ZM235 210L244 213V215H243V214H241L240 212H238V213H236L237 215L241 214V215H243V217H246V218L248 217L246 220H250L249 222H251V223H249V225H250L249 227H248L247 224H246L247 226H245L246 228H244V225H241V224H245V223H242V221H245L244 218L241 219L242 217L239 218V219H240V222H237V223H235L236 220H234V218H233V220L227 219V218H229V217H227V214H225V213H230V212H232V211L236 212ZM163 211H164V212H163ZM167 211H172V212L167 213ZM206 211H207V212H206ZM213 211H214V212H213ZM216 211H217V212H216ZM226 211H227V212H226ZM229 211H230V212H229ZM181 212H182L183 214H186V216H185V215H181V217H180L179 220H178V218L176 217V215H180ZM185 212H186V213H185ZM192 212H193V213H192ZM202 212H206V213L209 212V213L207 214V217H206V216H204V215L202 214ZM224 212H225V213H224ZM160 213H163L164 215H165V214H166V215L169 214L170 217H171V218H169V219H173V220H174V219L176 218L177 221H176V220H175V221H171V220H170L172 223L169 222L170 224H168V222H167V224H164V223H166V222H165V219H163V218H166V217H165L166 215L163 216V214H161L162 217H163V218L161 219V217H160L161 215H159ZM170 213L174 214L175 217L172 218L173 215L170 214ZM187 213H189V214L187 215ZM195 213H199V214H195ZM214 213H216L217 215L214 214ZM220 213L222 214V216H223V215H226L227 218L224 216V217H225V220L223 219V217H222V219H220V218H221ZM190 214H194V216H193V217H194L193 220L196 218V219H198V221L195 219V220H194L195 222L193 223V220L191 219L192 216H191ZM204 214H205V213H204ZM211 214H213V215H211ZM260 214H261L260 216H263L262 214H264V213H260ZM169 215H168V216H169ZM171 215H172V216H171ZM189 215H190V216H189ZM195 215H196V216H195ZM205 215H206V214H205ZM228 215H231V213L228 214ZM237 215H235V216H233V217H236V218H237ZM148 216H149V215H148ZM182 216H183V217H182ZM184 216H185V218H190V217H191V218H190V219H186V221H187V222H186V221L184 220V219H185ZM198 216H200V218H198ZM215 216H216L219 220L215 219V218H216ZM239 216H240V215H239ZM260 216H259V217H260ZM157 217H160V218H157ZM205 217H206V219H204ZM181 218H182L183 220H180ZM262 218H264V217H262ZM166 219H168V217H167ZM200 219H203L204 221H203V220H200ZM157 220H159L160 222H158ZM190 220H191V221H190ZM209 220H210V222L213 223V226L210 225V224H212V223L209 224V222H207V223L205 222V221H209ZM220 220H221V221H220ZM226 220H228L229 222L232 221L233 223H231V224H229V222H227V223H226V222L223 223V221H226ZM237 220H238V219H237ZM156 221H157V222H156ZM161 221H163V222L161 223ZM166 221H168V220H166ZM179 221H180V222H179ZM215 221H216V222H215ZM218 221H220V223L222 224L221 226H218V224H220V223L217 224ZM260 221H261V219H260ZM154 222H155V223H154ZM176 222H177V223H176ZM182 222H185V223H187V224H190V222H191V223H192V224H191L192 227H195L196 224L198 223V227H200V226H202V227H200L199 229H198V227H195V228H196L195 230H196V231L199 230V231H201V233L204 231V235L202 234V235H203V236H202L201 233H199V231H197L198 233H197V232H196V233H192V231H194V230H192L193 228L190 229V231L186 230L185 227H187V226L185 225V223L182 224ZM201 222H203L204 224L201 225ZM245 222H246V221H245ZM262 222H264V220H263ZM173 223H175V224H173ZM178 223H179V225H178ZM205 223H206V224H205ZM215 223L217 224V227H218V228H219V227H223V228H224L223 225L227 224V225H225V227H226V226H227V227L224 228V229L222 230L223 233H225V235H224L225 239L223 238V240L221 241L220 244H219L220 241L217 242V243H216V242L214 243V241H216V239H215L213 236L208 237V236H210V233H211V234L213 233V231H212V232H209L210 230H217V229H218V228L215 227V226H216ZM180 224H181L182 226H181ZM193 224H195V225H193ZM233 224H236V225L239 224V226H234ZM263 224H264V223H263ZM153 225H155V227H154ZM159 225H160V227H157V226H159ZM161 225H162V226H161ZM166 225H167V226H166ZM173 225H175V226H173ZM176 225H177V226H176ZM183 225H185V226H183ZM203 225H206V226H204V228L208 229L209 231H208V230L205 231L206 229H205V230H200L201 228H203ZM209 225H210L211 228L208 227ZM229 225H231L232 227H228ZM252 225H253V226H252ZM151 226H152V227H151ZM163 226H165V227H163ZM169 226H172V227H171L172 230H170V229L167 230V229L169 228ZM188 226H189V225H188ZM240 226H241L242 228H241ZM258 226H259V225H258ZM262 226H263V227H262ZM161 227H162V228H161ZM173 227H174L175 229H174ZM178 227H179V228L181 227V228L178 229ZM213 227H214V228H213ZM236 227H238L239 229H237ZM247 227H248V228L251 227L252 231H251L250 229H247ZM151 228H152V229H151ZM155 228H156V230H157L158 228H160V229H158V230H161V231H163L164 233H163V232H158V233H157L156 230H153V229H155ZM187 228H191V226H189V227H187ZM204 228H203V229H204ZM209 228H210V229H209ZM227 228H229V229H227ZM235 228H236V229H235ZM253 228H254L255 230L257 229V231H254ZM164 229H166L168 232H166ZM244 229H247V236H246V237L242 236V237H241V240H244L243 238L250 239V240H251L250 242L247 241V240H245V241L247 242L246 244H250V245L253 246V247L248 246V247H250V248H247V245L244 246V244H242V243H245V241H240V242H242V243H241L242 246L239 247L240 244H238V243H240V242H238L239 240H238L237 238H238L239 236H241V235H239V234H238L239 232L236 231V230H240V232L243 231V232H244L243 234H245L246 231H245ZM151 230H152V231H155V234H154V235L151 234V233H153V232H150ZM173 230H176V231H177V230H182V231L185 230V232H184V231H183V232L180 231L181 233H179V232L177 231L178 233H176V232L173 231ZM224 230H225V231H224ZM229 230H230L231 232H230ZM248 230H249V232H248ZM187 231L189 232L188 235H191V233H192L194 236H196V235H198V234L201 235V236H200V235L196 236V237H198V242H199V243H197V244L199 245V247H197L198 245H195V247H196V250H197L196 252H199V253L196 254V253L194 252V254L197 255V256H198L197 258H199V259H201V258L204 256V257H203L204 259L202 258L203 260L201 259V260H202L201 262H200V260H198V259L195 257V255H194L193 253H192L193 255L190 254L189 256H186L185 254L178 255L180 258L176 255V253H177L176 248L178 249V247H179V248L181 249L182 246L185 244L183 240L186 238V237H185V236H186L185 233H186ZM226 231L230 232V234H229L228 232L226 233ZM233 231H234V232H233ZM165 232H166V233H165ZM188 232H187V233H188ZM215 232H216V231H215ZM161 233L164 235V236L162 235L163 237H160V236H161ZM187 233H186V234H187ZM148 234H149V235H148ZM207 234H208V235H207ZM227 234H229L228 237H231V236L234 237V238H231V239H232V241H235L236 244H238V245H237L238 248H242L240 251H242V252H247V251L245 250V249H247L248 252H250L249 249L254 248V250H252V254H247L248 256H250V258H247L248 256H246V258H245V262H247L246 260H248V259H251V260H252L251 257H253L256 261L254 260V262L251 263L252 261H249V260H248V263H243L241 260L236 261V257H237V256H229V257H228V256H227V257H226V256H223V257H221V256L217 255L216 253L219 252V250H220L219 248H221L222 246H224V247L226 246V247H227L228 245H232V244H233L232 246L236 245V244H234L232 241H229V240H231V239H229V238L227 237ZM231 234H234V235H231ZM237 234L239 235L238 237H236ZM150 235H152V236H150ZM171 235H173V234H171ZM206 235H207V236H206ZM204 236L207 237V238H209V239H208V240H207V239L204 240V239H203ZM255 236H256V237H255ZM262 236H263V235H262ZM262 236H261L260 238H262ZM200 237H201V239H200ZM205 237H204V238H205ZM226 237H227V238H226ZM263 237H264V236H263ZM181 238H182L183 240H179V239H181ZM171 239H173V240H171ZM213 239H215V240H213ZM258 239H259V238H258ZM178 240H179V241H178ZM201 240H202V241H208V243H211V242H212V243H211V245H210V244H208V243L206 242V243L203 245L204 242H202ZM217 240H219V239L217 238ZM220 240H221V239H220ZM260 240H262V239H260ZM260 240H259V241H260ZM160 241H161V240H160ZM182 241H183V242H182ZM223 241H224V242H223ZM225 241L228 242V245L222 244V243H226ZM148 242H149V240H148ZM213 243H214V244H213ZM258 243H261V244H260V245H257ZM151 244H153V245H157V244H154V241H153ZM151 244H149V246H151ZM206 244H207V245H206ZM217 244H218V246H216ZM209 245H210V246H209ZM212 245H213V246L215 245V247H212ZM149 246H148V247H149ZM205 246H206V247L208 246V248L203 249ZM219 246H221V247H219ZM166 247H168V248L170 247V248L167 249ZM183 247H184V246H183ZM201 247H203V248L201 249ZM237 247H235V248H237ZM243 247H244V248H243ZM151 248H152V246L149 247L148 249H151ZM210 248H211L212 250H213V248H215V249L218 248L219 250L217 249L218 252H217V250H214L213 253H212V251L210 250ZM238 248H237V250H238V252H239V249H238ZM261 248H260V249H261ZM173 249H174V251H172ZM208 249L210 250L209 252H211V254L208 252ZM153 250H155V249H152V251H153ZM168 250H170L171 252H169ZM198 250H199V251H198ZM205 250H207V253H206V254L204 253ZM262 250H263V249H262ZM175 251H176V253H174ZM153 252H154V251H153ZM165 252H164L163 255H161V254H160V255H157V254H159V252H158L157 254L154 253L155 255L153 254V256H149V257H148L149 259H147V260H148L147 262H149V260H152V261H150V262H153V263H154L155 261H157L158 258H157L155 261H153V259H150V258H151V257L154 258V256H155V257H157V256L160 257V256H161V259H162V260L158 259L157 264H162V263L164 264V261H163V260L168 256V255L166 256V253H165ZM200 252H201V253H200ZM248 252H247V253H248ZM254 252H256V254L253 256V253H254ZM202 253H203V256H201ZM214 253H215V254H214ZM257 253H260V254L258 255ZM207 254L212 255V256H211V257H210L209 255L206 256ZM245 254H246V253L241 254V256H238L237 258L240 259V258L243 257ZM213 255H214V256H213ZM256 255H257V256H256ZM175 256H176V257H175ZM183 256H186V258H185V257L182 258ZM192 256H194V257H192ZM200 256H201V258H200ZM217 256H219V257L214 259V257H217ZM190 257H192V258H190ZM230 257H231V258H230ZM232 257H234V258L232 259ZM239 257H240V258H239ZM244 257H245V256H244ZM262 257H263V259H262ZM178 258H179V259H178ZM187 258H188V260H190V261H185V262H183V260H187ZM205 258H206V260H205ZM212 258H213L216 262H215V261H212ZM220 258H221V260H218V259H220ZM222 258H224V260H222ZM256 258H259V259H256ZM260 258H261V259H260ZM171 259H172V260H171ZM180 259H181V260H180ZM208 259H209L210 261H209ZM226 259H227V262H228V263H226V261H225ZM159 260H160V261H159ZM165 260H166V259H165ZM178 260H180L179 263H177ZM228 260H229V261L232 260V261L229 262ZM242 260H244V259H242ZM161 261H162V262H161ZM194 261H196V262H194ZM197 261H198V263H197ZM208 261H209V263H208ZM220 261H221V263H220ZM224 261H225V262H224ZM235 261H236V262H235ZM174 262H176V263H174ZM205 262H207V263H205ZM211 262H215V263H211ZM231 262H234V263H231ZM237 262H238V263H237ZM260 262H258V263L260 264ZM153 263H152V264H153ZM155 263H156V262H155ZM241 263H240V264H241Z\"/></svg>",
  "mask_w": 264,
  "mask_h": 264
}]
</instances>
